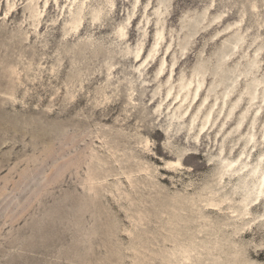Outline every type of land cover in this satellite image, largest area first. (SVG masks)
Masks as SVG:
<instances>
[{
  "label": "rangeland",
  "instance_id": "obj_1",
  "mask_svg": "<svg viewBox=\"0 0 264 264\" xmlns=\"http://www.w3.org/2000/svg\"><path fill=\"white\" fill-rule=\"evenodd\" d=\"M29 1L0 0V264H174L173 252L190 253L188 264H264V201L241 219V198L232 194L241 182L223 168L236 161L264 170V85L251 103L247 94L264 83V0H111L112 7L106 0H46L45 7L35 0L37 28ZM78 8L81 27L69 38ZM158 31L154 58L139 67ZM237 36L241 45L227 52ZM138 46L140 63L133 59ZM224 75L235 79L225 98ZM191 78L187 101L168 102ZM71 96L80 102L69 105ZM177 108L187 113L181 117ZM207 115L212 127L199 136ZM77 116L85 125L74 130L73 143L58 145L57 134L71 135L67 121ZM59 146L67 150L61 157ZM70 154L84 155L99 175L96 197L84 198L87 171ZM167 162L182 167L171 170ZM132 168L133 190L120 175ZM43 181L51 185L44 189ZM221 187L237 213L226 205L201 211Z\"/></svg>",
  "mask_w": 264,
  "mask_h": 264
},
{
  "label": "bare ground",
  "instance_id": "obj_2",
  "mask_svg": "<svg viewBox=\"0 0 264 264\" xmlns=\"http://www.w3.org/2000/svg\"><path fill=\"white\" fill-rule=\"evenodd\" d=\"M55 2H57L56 0H54ZM66 1H68L69 2V6L72 4V3H75V1L76 0H66ZM136 1H138V0H136ZM32 5H33V8L30 10V13L32 14V17H33V19H35V24L36 25H34L36 28H37V26H38V24L39 23H41L40 22V18L42 17V11L40 10V7L38 8L35 4V0H30L29 1ZM166 2V0H160V4H163L164 5V3ZM46 3H47V1L46 0H44V5H43V7H45L46 6ZM106 6L107 7H112L113 6V3H112V1L111 0H106ZM81 6L84 4V2H82L81 1V3H79ZM13 6H14V3H12V4H9L8 3V5H7V11H8V13L10 12V11H12V9H13ZM252 9H256V7H255V5H252ZM13 12V11H12ZM7 13H5V15H6ZM100 16H101V11L98 9V8H96V9H94L92 12H91V16H90V18H91V22H92V24H94L95 25V27L97 26L96 25V23H97V21L98 20H100ZM220 18V17H219ZM81 21H82V18H81V8H78V10H77V14L75 15V16H73L72 17V19H71V21H70V27H69V34H68V37L69 38H73V37H75V35L79 32V30H80V27H81ZM194 22V21H193ZM196 23V22H195ZM194 23V24H195ZM240 23V22H239ZM192 24V23H191ZM197 24H198V22H197ZM198 26V25H197ZM118 35H119V37L120 38H123L124 36H125V32H124V27H119V29H118ZM159 37H161V33L158 31L157 32V34H156V39H155V42H154V45H153V47H152V49L149 51V53H148V55H147V57L143 60V57H141L140 58V53H141V46H138L137 48H136V52H135V54H134V57H133V59L136 61V62H138V63H140L142 60H143V62L140 64V66L139 67H141V66H143V65H145L146 64V66H147V62H148V60L150 59V60H152L153 58H154V54L157 52V46L159 45V43H160V38ZM241 41H242V38L240 37V36H237V37H235L234 39H233V43L231 44V46L230 47H228V51L227 52H230L232 49H235V48H237L238 47V45L241 43ZM244 42V41H243ZM241 45V44H240ZM168 50H169V48H167L166 49V51L168 52ZM183 51V50H182ZM226 52V53H227ZM182 54H184V52H182ZM228 54V53H227ZM225 53L224 54H222L221 56H220V60H224L225 59ZM150 64V63H149ZM163 65H164V62H162L161 63V65H160V67H159V69L157 70V73H156V75H160L163 71H164V69H163ZM174 65V64H173ZM173 65H172V67H173ZM52 68H54V67H52ZM54 69H51V73H53L54 74ZM171 72H172V70H171ZM12 73H15V72H12ZM196 74H201L200 72H196ZM215 74V73H214ZM226 75V74H225ZM224 75V76H225ZM224 76H222V79L221 78H219V80L221 81L222 80V82H227V87L224 89V93H223V98H225V96H227L228 95V93H230L231 91V87L234 85V82H235V79L234 78H228V79H226V76L224 77ZM192 79L193 78H191V80H189V82H183V80H181V82L178 84V86H177V88L175 89V91H174V93H173V95H172V98L168 101V102H170V101H172L171 103L173 104V102L175 103L176 101H178L177 103H176V105L178 104V103H180V105H181V103H185L186 101H187V98H188V96H187V94H185L184 93V91H189L190 90V86L192 85ZM167 83V82H166ZM264 85V83L263 82H258L257 83V85L255 86V87H253L252 89H250V90H248L247 91V94H248V96H249V98H250V103L253 101V99H254V96H255V92H256V89H257V87L258 86H260V85ZM200 84L195 88V90H194V92H193V96H192V98L190 99V102H189V104L191 103V101L193 102L196 98H197V96H198V92H199V89H200ZM174 87H169V89H167L166 90V93H165V97L164 98H162V101L161 102H165V101H167L168 100V98H169V96H171V91H172V89H173ZM56 97V96H55ZM54 97V98H55ZM82 97V96H81ZM69 98V105H74V103L76 102L75 101V99H72L73 97L71 96V97H68ZM131 100V99H130ZM80 102V99L76 102V103H79ZM75 103V104H76ZM172 104H169V105H172ZM101 104L99 103H97V106H100ZM105 105V104H104ZM168 105V106H169ZM70 106V107H71ZM160 106V105H159ZM65 107V106H64ZM102 107V106H101ZM72 108V107H71ZM99 108V107H98ZM62 109H64V108H62ZM95 109V108H94ZM93 109V110H94ZM187 109H188V107H187ZM61 112H62V110L61 109H59ZM65 111V110H64ZM63 111V112H64ZM71 111V110H70ZM96 111V110H95ZM105 111V110H104ZM103 111V112H104ZM177 111L178 112H180V116L182 117L183 115H185L186 113H187V110H185L184 112H181L180 111V108H177ZM61 112H59L60 114H61ZM94 112V111H93ZM98 112V111H97ZM97 112H96V114H97ZM106 112V111H105ZM67 113V112H66ZM100 114H101V111H100ZM99 114V115H100ZM105 114V113H104ZM89 115H90V113H89ZM102 115V114H101ZM60 117V115H57V117ZM74 116V115H73ZM110 116V115H109ZM62 117V116H61ZM75 117V116H74ZM78 117V116H77ZM89 117V116H88ZM93 117V116H92ZM97 117H98V115H97ZM90 118V117H89ZM68 119V118H67ZM92 119V118H91ZM94 119V118H93ZM88 120V119H87ZM106 120H109V119H106ZM129 120V119H128ZM102 121V120H101ZM125 121V120H124ZM209 121V115H207L206 116V118H205V120L204 121H202V123H201V125L198 127V131H197V133H198V135L200 136H204L209 130H210V128L212 127V125H210V126H208V122ZM128 122V121H127ZM85 120H82V121H80L79 120V117H78V120L77 119H72V118H70L68 121H67V126H68V129H71V131H73V133L70 135H66L65 136V133L64 134H61L62 135V137L63 138H61V135H59V134H57L58 136L56 137V141H57V143H58V145H61V143L62 142H64V140H65V146H67V145H69V144H71V143H73V141H74V139L77 137V134H75V132H74V130L75 129H77V127H80V126H82V124H84L85 125ZM192 123H193V120L191 121V125H192ZM115 127V126H114ZM115 131V130H114ZM117 131V130H116ZM67 132V131H66ZM78 132V131H77ZM58 133V132H57ZM157 132H155V134H156ZM112 135H115V136H117V134H115L114 132L112 133ZM86 138V137H85ZM52 139V138H51ZM82 139H84V138H82ZM87 139V138H86ZM85 139V140H86ZM63 140V141H62ZM78 142V141H77ZM56 143V142H55ZM56 143V144H57ZM141 144H143V147H142V150L143 151H146V149H147V146H148V144H149V141L147 140V139H144L143 141H141ZM55 145V144H54ZM75 143H74V147H75ZM250 145V143L248 142L247 144H246V146H249ZM52 146V145H51ZM72 146V145H71ZM71 146L69 147V148H71ZM79 146V145H78ZM73 147V148H74ZM72 149V148H71ZM75 150V149H74ZM141 150V151H142ZM65 151H67L66 149H65V147H62V146H59L58 148H57V151L55 150V153H56V155H57V157H61V155L62 154H64L63 152H65ZM51 152V151H50ZM82 152V151H81ZM70 153V152H69ZM68 153V154H69ZM79 153V152H78ZM83 153V152H82ZM42 154H44V153H42ZM49 155H50V153H48ZM75 154H77V153H75ZM74 154V155H75ZM243 154V153H242ZM41 155V154H40ZM49 155H47L48 157H49ZM71 155V154H70ZM145 155V154H144ZM47 156H45V157H47ZM55 156V155H54ZM64 156V155H63ZM73 155H71L70 157H72ZM75 156H77V155H75ZM75 156H73V157H75ZM111 156H115L114 154H111ZM72 157V158H73ZM78 158H82V161H81V163H82V165H83V167H84V169L87 171V173H86V177H85V180H83L82 179V189L85 191V195L84 194H82V196L84 195V198L87 200V198L89 199V197H96L97 195H98V193L96 192L97 191V187H98V185H100L99 187L102 189V185L100 184V181H99V175H94L93 173H92V166H90V165H86L85 164V162H86V157L84 156V155H78L77 156ZM52 158V157H51ZM51 158H49L50 160H51ZM55 158V157H54ZM66 158V157H65ZM64 158V159H65ZM69 158V157H68ZM71 158V159H72ZM59 159V158H58ZM74 159V158H73ZM34 160V159H33ZM32 160V161H33ZM36 160V159H35ZM52 160H53V158H52ZM56 160V159H55ZM69 160V159H68ZM43 161V160H42ZM45 161V160H44ZM47 161V160H46ZM45 161V162H46ZM54 161V160H53ZM52 161V162H53ZM67 161V160H66ZM70 162H71V160H69ZM79 161V160H78ZM77 161V163H79ZM114 161L115 162H118V160H117V156H115L114 157ZM35 162H37V160L35 161ZM57 162V161H56ZM62 162V161H61ZM68 162V161H67ZM75 162V161H74ZM72 164H73V161H72ZM75 164V163H74ZM74 164H73V166H74ZM63 165H64V162H63ZM66 165V164H65ZM79 165V164H78ZM77 165V166H78ZM166 167L169 169V168H171V170L172 169H174V170H178L179 168H181L182 167V165L179 163V162H167L166 164ZM223 168H224V170H225V173L229 176V178L230 179H238V181H240L241 182V185H242V187H241V190H239V194H238V191L237 190H233L232 191V194L233 195H238L240 198H241V201H242V206L240 207V209H239V211L240 212H242V213H240V214H238V215H240L241 216V219H244L246 216H248L250 213H249V209H250V207H252L253 205H255L256 203H260V202H263L264 201V170L262 169V167H261V165L260 164H257L255 167H251L249 164H247V163H241L240 165H238L237 163H236V161H229V162H223ZM47 166V165H46ZM45 166V167H46ZM60 166V165H59ZM61 166H62V164H61ZM76 166V165H75ZM66 167H68V166H66ZM44 168V167H43ZM62 168V167H61ZM70 167H68V169H69ZM73 167H71V169H72ZM76 167H74V169H75ZM78 168V167H77ZM38 169V168H37ZM36 169V170H37ZM39 169H40V167H39ZM51 169H53L52 167H51ZM50 169V170H51ZM63 169V168H62ZM70 169V170H71ZM126 169V168H125ZM133 168H132V170L130 169L129 171L127 170V172H125V170L124 171H122L121 173L122 174H120L121 176H123V177H125V180H126V182H128L129 183V185H130V187L129 186H127V187H129V188H131L132 187V182H133V180H132V174H133ZM173 170V171H174ZM57 171H58V169H57ZM61 171H63V170H61ZM51 172V171H50ZM55 172V171H54ZM68 172V171H67ZM137 172L138 173H144L145 174V176L147 177V169H143V168H140L139 170H137ZM32 173V172H31ZM37 173H38V171H37ZM57 173V172H56ZM62 174H63V172H62ZM70 174V173H69ZM27 175H29L30 176V174L28 173ZM35 175H37L36 173H35ZM47 175H49V174H47ZM46 175V176H47ZM54 175V174H53ZM71 175V174H70ZM119 175V176H120ZM141 175V174H140ZM32 176H34L33 174H32ZM41 176V175H40ZM46 176H44L45 178H46ZM78 176V175H77ZM109 175H107L106 177H108ZM24 177V176H23ZM31 177V176H30ZM34 177H36V176H34ZM25 179L27 178V177H24ZM38 178H40L39 176H38ZM41 178H43V175H42V177ZM58 179H59V177H57ZM145 178V177H144ZM143 178V179H144ZM247 178H249V179H247ZM50 179V178H49ZM53 179V178H52ZM55 179H56V177H55ZM54 179V182H57L56 184H59L58 183V181H56ZM61 179V178H60ZM63 179H64V177H63ZM105 179V178H104ZM118 179V181H119V184H120V186H124L123 185V182H121V179L120 178H117ZM141 179H142V177H141ZM147 179V178H146ZM221 179H222V177H221ZM30 180V179H29ZM37 180V179H36ZM48 180V179H47ZM73 180H75V178L73 179ZM145 180V179H144ZM51 182L50 183H52V181L53 180H50ZM78 182H80L79 180H77ZM143 181V180H142ZM44 182V184H46L47 182L46 181H43ZM49 182V181H48ZM63 182V181H62ZM29 183H30V181H29ZM35 183V182H34ZM25 184V183H24ZM47 184H49V183H47ZM47 184L46 185H43V184H41V187H44V189L47 187ZM55 184V183H54ZM61 184V183H60ZM78 184V183H77ZM80 184V183H79ZM32 184H30V186H31ZM43 185V186H42ZM49 185H51V184H49ZM52 185H53V183H52ZM128 185V184H127ZM135 185V184H134ZM22 186V185H21ZM25 186H27V185H25ZM25 186H23V187H25ZM57 186V185H56ZM29 187V186H28ZM27 187V188H28ZM49 187V186H48ZM26 188V189H27ZM61 188V187H60ZM15 189V188H14ZM25 189V188H24ZM37 189V188H36ZM40 189V188H39ZM47 189V188H46ZM21 190H23V188L21 189ZM41 190H43V188L41 189ZM132 190H133V187H132ZM136 190V189H135ZM19 191V190H18ZM29 191V190H28ZM36 191H38V190H36ZM43 191H45V190H43ZM59 191V190H58ZM120 191V189L118 188V192ZM130 191V190H129ZM128 191V192H129ZM224 191V187H221V189L219 190V191H213L212 193H211V196H210V198L208 199V201H207V203L203 206V208H201V211H203V210H205V209H215V210H217V211H221L222 209V206L223 205H226L227 206V208H226V210H229V209H232V211H231V213L232 214H234V213H237V211L234 209L233 210V206L232 205H229L230 204V202H232V200H233V198L232 197H229L227 194H225V192H223ZM25 192V191H24ZM34 192L35 191H32V192H30V194L31 193H33L34 194ZM39 192L40 191H38V194H39ZM133 192V191H132ZM22 193H23V191H22ZM37 192H35V194H36ZM41 193V192H40ZM43 193V192H42ZM81 193H83L82 191H81ZM222 193H224V194H222ZM25 194V193H24ZM120 194V193H119ZM80 195V194H79ZM124 195H125V193H124ZM127 195H129V193L127 194ZM135 195V194H134ZM37 196H40V195H37ZM36 196V197H37ZM81 196V195H80ZM126 196V195H125ZM29 197L31 198V196L29 195ZM32 197H34V195H32ZM35 197V198H36ZM103 197V196H102ZM114 197V196H113ZM29 198V199H30ZM35 198H33V200H35ZM38 199H39V197H37ZM82 198V197H81ZM131 198V197H130ZM26 199V198H25ZM42 199V198H41ZM84 199V200H85ZM118 199V198H117ZM122 199H124V198H122ZM85 200V201H86ZM112 200H113V198H112ZM29 201V200H28ZM81 201H83V199L81 200ZM85 201H83L84 203H85ZM97 201V200H96ZM115 201V200H114ZM126 201V200H125ZM130 201V200H129ZM88 202V201H87ZM35 203V202H34ZM33 203V204H34ZM42 203V202H41ZM120 203V202H119ZM31 204V202L27 205V206H29ZM38 204H39V202H38ZM66 204V203H65ZM85 204H88V203H85ZM67 206H69L68 204H67ZM23 207V206H22ZM25 207V206H24ZM85 207V206H84ZM83 207V208H84ZM25 208H28V207H25ZM24 208V210H26ZM66 209V208H65ZM94 209H95V207H94ZM38 210V209H37ZM87 210H88V206H87ZM91 211V210H90ZM24 212V211H23ZM27 212V211H26ZM67 213V212H66ZM83 213V212H82ZM94 213V212H93ZM93 213H92V215H93ZM26 214V213H25ZM70 214V213H69ZM89 214V213H88ZM66 215V214H65ZM81 215V214H80ZM91 215V216H92ZM238 215H233L231 218H234V217H237ZM85 216V215H84ZM79 217H81V216H79ZM89 217V216H88ZM71 218V217H70ZM82 218V217H81ZM91 218V217H90ZM78 219V218H77ZM84 219H86V218H84ZM83 219V220H84ZM88 219V218H87ZM69 220H71V219H69ZM94 221H95V219H93ZM72 221H74V220H72ZM93 221V222H94ZM107 221V220H106ZM71 222V221H70ZM87 222V221H86ZM69 223V222H68ZM73 223V222H72ZM102 223V222H101ZM76 224V223H75ZM75 224H74V227H75ZM83 224V223H82ZM81 224V225H82ZM71 225V224H70ZM80 225V226H81ZM85 226V225H84ZM87 226V225H86ZM89 226V225H88ZM91 226V225H90ZM71 227V226H70ZM97 227V226H96ZM88 228V227H87ZM74 229V228H73ZM76 229V228H75ZM83 229V228H82ZM89 229V228H88ZM75 231V230H74ZM73 231V232H74ZM86 231H84V234H87V233H85ZM88 232V231H87ZM90 232V231H89ZM95 232H97V231H95ZM76 233V232H75ZM83 233V232H82ZM79 234H81V233H79ZM73 235V234H72ZM78 235V234H77ZM72 237H74V236H72ZM75 238V237H74ZM87 238V237H86ZM84 241H85V239H84ZM168 241V240H167ZM175 241H178V240H176V239H173V240H171L170 242H175ZM191 252V251H190ZM170 259L171 260H173V262H174V264H188L187 262H191V259H192V256H191V254L189 253V254H186V253H183V255H180V254H178V253H172L171 255H170ZM181 261H182V263H181Z\"/></svg>",
  "mask_w": 264,
  "mask_h": 264
}]
</instances>
